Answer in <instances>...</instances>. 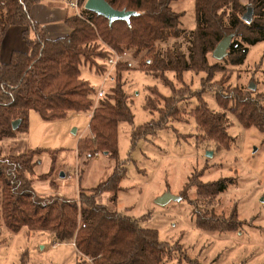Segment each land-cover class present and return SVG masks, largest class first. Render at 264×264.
<instances>
[{
  "label": "trees",
  "instance_id": "1",
  "mask_svg": "<svg viewBox=\"0 0 264 264\" xmlns=\"http://www.w3.org/2000/svg\"><path fill=\"white\" fill-rule=\"evenodd\" d=\"M40 1L0 0V48L11 26L24 27L22 38L30 47L29 52L13 51L8 62L0 59V141L28 131L31 111L47 121L64 118L69 112L92 111L90 135L79 139L78 152L89 158L99 153L109 155L116 160V166L106 181L82 190L78 198L41 197L33 184L38 163L34 157L47 149L16 155H5L0 150V226L14 232L23 228L55 232L60 240L75 245L82 257L77 264H162L171 249L160 240L157 229L145 228L139 219L97 201L103 193L112 192V201L116 202L126 172L124 163L119 161V125L133 123L134 113L121 83L122 62L117 63L116 84L111 93L106 92L95 108L94 90L82 77L81 65L104 55L98 51L101 42L118 52L132 50L135 56L146 52L148 73L161 77L172 87L173 95L161 96L164 105L159 106L160 120L138 126L132 137L136 142L151 134L153 128L155 132L168 121L183 118L179 107L183 89H176L166 72H175L179 81H184L185 72H205L212 80L223 66L220 61L210 63L208 55L225 34L234 32L240 38L234 40L226 58L234 65L245 61L249 45L264 40V0H195L196 26L188 32L181 27V14L172 8L175 0H105L116 10L130 12L129 20H115L112 24L87 9L86 0H78L81 11L65 20L72 31L57 38H50L32 15L33 6ZM249 7L253 9L252 18L247 22L243 16ZM172 38L183 40L162 47ZM220 90L216 91V100L224 111L209 107L204 98L205 87L192 93L198 104L190 114L202 139L230 146L227 111L243 127L254 126L264 132V92L252 98L237 88ZM151 91L159 95L156 87ZM145 106L156 110L152 98L147 99ZM17 119L20 125L13 129L12 123ZM202 175L203 170L189 181L197 187V196L191 201L196 226L204 231L238 230L243 221L236 205L229 216L216 211L218 197L233 179L205 182ZM188 187L189 184L183 198Z\"/></svg>",
  "mask_w": 264,
  "mask_h": 264
},
{
  "label": "rangeland",
  "instance_id": "2",
  "mask_svg": "<svg viewBox=\"0 0 264 264\" xmlns=\"http://www.w3.org/2000/svg\"><path fill=\"white\" fill-rule=\"evenodd\" d=\"M171 5L181 14L182 29L193 30L196 26L195 0H175ZM80 11L79 6L72 8L63 0H41L33 6L32 15L50 38H57V35L63 37L72 31L65 20ZM176 40L183 39L172 38L161 45L171 47ZM234 40L240 38L235 36ZM248 47L242 64H231L227 57L220 61L223 70L216 72L212 80L205 72H185L184 81L177 80L175 72H166L176 89H183L179 102L183 118L168 121L155 132L153 128L151 134L136 142L132 137L138 126L160 120L159 106L164 105L161 96L173 95L172 87L161 77L148 73L146 52L135 56L132 50L118 52L101 42L98 51L104 55L83 61L81 65L82 77L94 90L95 108L99 101L96 92L104 88L107 95L111 93L116 84L117 63L122 62L121 83L134 113L133 123L119 125V161L124 163L126 172L117 201H112V192L103 193L97 201L139 219L145 228L157 229L160 240L168 243L171 249L162 264H264V132L254 126L243 127L227 111L232 139L226 148L202 139L190 114L198 104L192 93L203 87L207 89L204 98L215 111H224L216 100L218 89L237 88L252 98L264 92V40ZM208 58L210 63L218 61L212 53ZM251 84L255 89L250 88ZM152 87L158 89L159 95L151 91ZM149 98L156 110L145 106ZM91 116L92 111L69 112L64 118L47 121L38 112L31 111L28 131L3 138L0 150L5 155H16L36 148L47 149L34 157L38 163L33 184L38 195L78 198L82 190L106 181L116 166V160L109 155L99 153L89 158L78 152L79 139L90 135ZM201 170V179L205 182L223 177L233 179L218 197L216 211L229 216L236 205L243 221L238 230L204 231L196 226L195 207L191 201L197 196V187L195 182L189 181L192 176L198 177ZM165 194L176 198L159 204L158 198ZM81 260L72 241L60 240L55 232H32L27 228L14 232L0 226V264H77Z\"/></svg>",
  "mask_w": 264,
  "mask_h": 264
},
{
  "label": "water",
  "instance_id": "3",
  "mask_svg": "<svg viewBox=\"0 0 264 264\" xmlns=\"http://www.w3.org/2000/svg\"><path fill=\"white\" fill-rule=\"evenodd\" d=\"M85 7L93 12H96L99 15H102L109 19L110 24H112L115 20H129L130 12L127 11H119L114 9L109 5V3L105 0H86ZM252 7L248 8V11L243 16V19L247 22L251 21L252 18ZM235 37V33L225 34L223 38L218 42L214 50L212 51V57H214L218 61H222L229 55L230 49L233 45V39ZM251 89H255V85H250ZM20 125V120L17 119L13 121L12 127L13 129H17ZM176 197L172 194H165L158 198L157 202L159 204H165L171 199H175Z\"/></svg>",
  "mask_w": 264,
  "mask_h": 264
},
{
  "label": "crops",
  "instance_id": "4",
  "mask_svg": "<svg viewBox=\"0 0 264 264\" xmlns=\"http://www.w3.org/2000/svg\"><path fill=\"white\" fill-rule=\"evenodd\" d=\"M33 17H34V14H33ZM23 29L24 27L22 26H11L8 29L1 43V48H0L1 61L8 62L11 58L12 52L15 50L24 51V52L30 51V47L25 43L24 39L22 38ZM66 31L69 32L70 30H66ZM57 37H60V36L57 35Z\"/></svg>",
  "mask_w": 264,
  "mask_h": 264
},
{
  "label": "built area",
  "instance_id": "5",
  "mask_svg": "<svg viewBox=\"0 0 264 264\" xmlns=\"http://www.w3.org/2000/svg\"><path fill=\"white\" fill-rule=\"evenodd\" d=\"M64 2H66L69 6H71L72 8H78V0H63ZM127 54V53H125ZM106 93V90L104 88L99 89L96 92V98L97 100L102 98Z\"/></svg>",
  "mask_w": 264,
  "mask_h": 264
}]
</instances>
